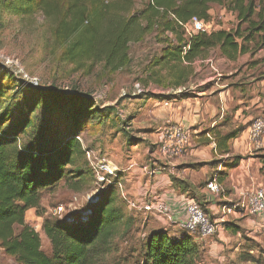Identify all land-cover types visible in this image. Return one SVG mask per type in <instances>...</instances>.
Wrapping results in <instances>:
<instances>
[{"label":"trees","instance_id":"trees-1","mask_svg":"<svg viewBox=\"0 0 264 264\" xmlns=\"http://www.w3.org/2000/svg\"><path fill=\"white\" fill-rule=\"evenodd\" d=\"M219 1L12 0L10 8L14 14L39 13L53 22V41L60 48L62 61L102 63L108 72L130 63L131 42L141 41L149 32L167 33L174 41L161 50L157 62L175 71L174 86H178L192 72L190 63L210 50L234 61L250 52L248 45L254 40L256 46L264 45V0H230L237 20L234 28L199 32L187 40L178 21L196 17L208 22L210 4ZM183 61L189 66H182ZM27 90L21 106L24 112L5 129L1 127L12 114L8 108L0 112V248L17 264H107L106 258L115 249L113 239L129 235L134 222L127 203L123 199L117 202L112 186L101 193L85 219L43 220L50 254L41 249L39 234L25 221V212L39 210L42 192L61 180L74 190L81 187L90 172L82 161L86 156L76 136L94 114L117 115L114 106L100 108L91 96L77 89L65 95L28 84ZM3 92L0 88V103ZM35 111L38 116L33 120ZM58 119L64 124L62 135L52 129ZM242 130L237 125L216 134L217 149L229 153V141ZM241 158L232 156L227 166L235 167ZM195 236L200 235L183 229L176 236L163 228L150 231L142 237V264H203V249Z\"/></svg>","mask_w":264,"mask_h":264},{"label":"rangeland","instance_id":"rangeland-1","mask_svg":"<svg viewBox=\"0 0 264 264\" xmlns=\"http://www.w3.org/2000/svg\"><path fill=\"white\" fill-rule=\"evenodd\" d=\"M11 4L12 0L7 2L0 0V57L17 61L23 72L29 78H35L37 85L43 89H56L65 95H69L77 89V91L91 96L100 108L104 104L109 105L118 101L120 102L119 109L123 110V118L119 114L120 112L117 115L105 112L94 114L90 123L86 124L76 136V139L78 138L77 140L81 142L82 148L91 153L90 159L84 157L82 160H85V166L88 167L90 174L82 182L81 187L74 190L69 186V183L61 180L52 188L42 192L39 210L30 208L25 212V221L39 234L41 249L50 254V242L42 231V223L46 217L61 220L69 218L67 221H71L75 218H81L83 211L89 210L86 213V217H88L91 213L89 208L93 206L91 203H96L101 193L110 186L114 189L117 202L123 199L126 204V200H135L131 195L121 190L123 183L119 178L118 171L113 175H108L104 182L96 183V178L90 169V161L98 160L100 156L105 155L114 158L129 155V158H134L139 165L146 161L155 162L153 158L154 154L157 155L155 142L158 126L152 124L150 114L151 110L156 108L153 106L156 101L153 98L148 99V97L163 96L162 91L171 92L172 87H174L175 71L170 69L168 65L165 66L162 62H157V59L162 55L161 50L174 39L167 33L159 34L156 31L146 33L141 41L129 44L130 63L115 72H108L102 63L90 64L86 62L82 65H74L61 60L60 48L53 41V22L50 19L39 13L14 14L10 8ZM204 23L209 32L219 28H234L237 20L230 9V0L211 3L209 21H204ZM256 45L255 40L249 44L250 52L248 53H252L256 49L257 51L252 53L253 57L262 58L263 62L264 46L258 49L259 46ZM208 56L214 59L219 56V53L216 50H210ZM248 56L247 53L244 54L229 66H225L223 61H218L214 66L220 72H233L232 78L238 80L245 76L244 74L252 71L250 69L246 73L242 70L247 65L245 61L249 60L250 57ZM242 63L243 65L239 69ZM261 69L264 70V63L261 64ZM235 70L236 72H234ZM203 71L206 72V70L200 72ZM28 84H31L29 79L23 77V74L18 72V68L4 65L0 60V88L4 91L0 103V112L8 108L12 114V118L2 125V129H5L24 112L21 106L25 102L23 96L28 92ZM135 85L139 86L140 92L136 90ZM234 104V102L229 101L228 110ZM37 110H40V106L37 107ZM36 113L37 111L32 113L33 120L38 116H35ZM250 113L251 120L256 117H264V110H251ZM129 116L133 128L140 129L139 132L133 131L132 134L140 137L143 135L142 133H145L143 136H147L136 146L135 144L127 145L129 143L126 141L127 136L120 131L123 126H126L124 124L128 122L127 117ZM229 116L234 119L232 115ZM238 120L236 119L235 123H238ZM63 125L60 119L53 122L52 129L55 134L62 135ZM128 130L133 129L129 128ZM147 133L149 134L147 135ZM21 138L25 139V135H22ZM135 142H139V139L133 141V143ZM151 151L154 152L153 157L148 155ZM260 177H258V183L264 186V170ZM228 186L224 184L225 191L229 189ZM88 197L97 198L92 200L89 208H87L90 199ZM232 201L237 203L240 201V197L238 200L233 198ZM60 205L64 207V211L61 214H54V208ZM234 209L236 212L244 214L240 207ZM127 210L131 212L134 218L131 231L129 235H120L113 239L115 249L106 258L107 264H142L140 252L143 235L159 228L158 225H164L160 219L157 218L156 220L155 214L157 213L154 210L147 211L149 217L146 220L141 214L143 209L137 206L132 209L127 206ZM246 217L241 215L240 218L234 219L228 216L226 221L216 220L219 231L222 230L225 222L228 225L230 221V229L235 231L236 228H239L240 235L233 237L234 232L231 230L224 232L223 230L225 236L221 239L217 237L219 231L208 236L209 242L203 250V264H264V222L256 229L255 227L251 228L245 220ZM228 236L231 237L228 238ZM0 264L17 263L13 257L5 254L0 248Z\"/></svg>","mask_w":264,"mask_h":264},{"label":"crops","instance_id":"crops-1","mask_svg":"<svg viewBox=\"0 0 264 264\" xmlns=\"http://www.w3.org/2000/svg\"><path fill=\"white\" fill-rule=\"evenodd\" d=\"M263 46L256 48L261 49ZM254 51L257 50L254 49L252 53ZM248 52L250 58L245 61L247 65L242 70L246 73L250 69L252 71L238 80L232 78L233 72H220L214 65L218 61H223L225 66H229L246 53L239 55L234 61L220 55L214 59L207 55L190 63L192 73L188 74L186 81L172 87L171 92L162 91L161 97H148L156 101L153 104L156 108L151 110L150 119L153 125L158 126L155 142L157 155L155 156L153 151L148 153L151 157L154 154L155 162L146 161L139 165L134 158H129V155L115 158L105 155L99 158L118 168L119 178L123 183L121 190L131 195L139 204L156 198L166 201L170 206L171 219L155 215L156 220L158 218L164 223L158 227L167 230L170 236H176L182 231L178 222L184 219L185 205L190 199L195 200L215 221L219 219L226 221L228 216L237 219L243 215L247 216L245 219L247 224L255 229L264 222V215L241 214L235 209L226 212L236 202L232 201L233 198L241 199L242 193L252 188L264 187L258 183V177L261 178V172L264 170V135L259 144L252 143L249 136V126L255 119L251 120L250 111L264 110V70L261 69L264 61L262 62V58H254L252 53ZM242 65L243 63L239 69ZM182 66L189 64L183 61ZM201 70L206 72H200ZM180 93L187 95L181 97ZM229 101L235 103L230 110ZM119 103L116 101L109 106H114L115 114L120 112L122 117L123 110L119 109ZM127 119L128 122L124 124L126 128L123 126L120 131L126 134V141L129 142L127 145L136 146L147 136H143L145 133L140 137L134 136L132 132H139L140 129L133 128L130 116ZM236 119H239L238 123H235ZM179 123L191 129L192 141L183 155L164 159L158 153L161 131L167 126ZM237 125H241L243 130L229 141V153L220 152L216 147V134L225 133ZM129 128L133 130L129 131ZM136 139H139V142L133 143ZM235 155L242 157L238 165L227 166L228 160ZM213 178L221 187L219 193L210 192L206 188L207 182ZM224 184L229 185L226 191L223 188ZM147 213L149 212L141 211L144 220L149 217ZM228 223L227 225L225 222L222 230H218L219 239L224 237V232L228 230L234 232L233 237L240 235L239 228L233 231L230 229L231 222ZM194 240L203 250L209 242L208 237L202 236H195Z\"/></svg>","mask_w":264,"mask_h":264},{"label":"built area","instance_id":"built-area-1","mask_svg":"<svg viewBox=\"0 0 264 264\" xmlns=\"http://www.w3.org/2000/svg\"><path fill=\"white\" fill-rule=\"evenodd\" d=\"M178 24L182 28L183 35L187 40H189L199 32H209L204 21L196 17H192L186 22L178 21ZM187 48L188 45H186V47H183V51L185 52ZM0 58L4 65H8L10 67L15 66L16 68H18V72L23 74V77L29 79L31 84L37 85V80L35 78H29V76L26 75L20 68L17 61L15 62L13 60H10L9 58ZM135 87L138 92L141 91L138 85H135ZM179 91H181V89ZM192 135L193 134L191 129L181 123L173 124L162 129L158 146L159 155L164 159L175 158L183 155L187 151V148L191 143ZM263 135L264 117H257L249 126L250 140L252 143L259 144L262 140ZM84 152L85 156L90 159L91 153L85 150ZM90 167L93 171V175L96 178V183L104 182L107 179L108 175H113L118 171V168L116 166L101 159L90 161ZM206 188L213 193H217L221 189L220 185L214 178L207 182ZM96 197L94 199L93 197H88L90 199H87L89 202H87V208H89V206L93 204L91 202L96 200ZM126 202L129 208L133 209L135 206H137L138 208H141L146 212H151L154 210L158 215L168 220L171 219L170 206L161 198L142 201L140 204H136L137 201L135 200H126ZM237 207H240L241 210L247 215H264V187L252 188L247 192L242 193L240 201L234 203L232 205V208H228L227 212H230L231 209ZM63 211L64 207L61 205L54 208V214H61ZM88 211L89 210L83 211L81 219H84L86 217V213ZM184 213V219L178 222L179 227L183 230L192 233H198L202 237L212 236L219 230L217 222L214 219H211L210 216L204 212L202 207L193 199L187 201ZM67 220H69V218H67Z\"/></svg>","mask_w":264,"mask_h":264}]
</instances>
